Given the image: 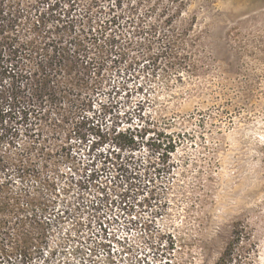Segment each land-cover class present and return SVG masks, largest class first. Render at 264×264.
Here are the masks:
<instances>
[{
  "label": "rangeland",
  "instance_id": "rangeland-1",
  "mask_svg": "<svg viewBox=\"0 0 264 264\" xmlns=\"http://www.w3.org/2000/svg\"><path fill=\"white\" fill-rule=\"evenodd\" d=\"M13 13L20 65L77 37L96 86L38 119L6 113L0 88V161L25 171L6 200L46 235L23 264H215L230 241L229 264H264V0H15Z\"/></svg>",
  "mask_w": 264,
  "mask_h": 264
},
{
  "label": "trees",
  "instance_id": "trees-1",
  "mask_svg": "<svg viewBox=\"0 0 264 264\" xmlns=\"http://www.w3.org/2000/svg\"><path fill=\"white\" fill-rule=\"evenodd\" d=\"M14 3L15 0H0V88H2L1 91L9 94L7 101L10 99L5 108L6 113L11 111L16 113L18 110L22 117L32 115L38 119L48 116L50 111L55 112V109L51 108L53 104L55 108H61L59 101L63 97L74 98V101L81 98V104L84 103L89 97V93L83 94L82 92L89 89V84L93 86L95 83L89 82L90 72H83L77 68L73 56L76 50L72 51L70 47L74 44V40H78L77 37H71L68 44L52 41V44L48 46H37L35 50L37 60L28 67L20 65L19 59L26 58L21 50L25 49L27 41L22 42L14 30L17 24V18L13 13ZM76 35L79 36V34ZM98 64H101V61ZM4 81L7 82V86L4 85ZM21 91L27 93V101L21 99L19 94ZM48 105L50 108H45ZM0 107H2L1 102ZM76 108L79 106L77 105ZM169 144V151H173L175 143L172 141ZM33 149L29 151L31 152ZM43 155L49 156L50 153L44 152ZM8 170L7 163L0 161V171L2 172V176H0V230H4L8 223L12 222L16 238L10 249L5 248L0 242V258L1 255L2 257H8L11 254L18 255L19 262L23 264L39 254L46 235L41 227L33 229L36 225H42L40 217L36 213L30 212L23 215V208L15 204L10 205L6 200L9 187L13 183L12 177L14 175L20 178L25 176V171L20 163L11 169L10 174L7 173ZM71 183L69 181L62 187V190L69 191ZM39 184L49 190L56 188L54 179H48V177L43 181L40 180ZM76 184L82 192L89 188L81 180H78ZM35 190L39 192L40 187L37 185ZM78 196L81 197V195ZM26 224L30 225L32 230L24 228ZM99 224L101 227V223ZM233 251L234 243L230 241L215 264H229L233 258Z\"/></svg>",
  "mask_w": 264,
  "mask_h": 264
}]
</instances>
